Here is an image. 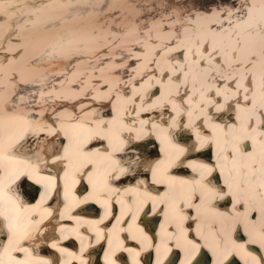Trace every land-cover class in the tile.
<instances>
[{
    "label": "bare ground",
    "instance_id": "6f19581e",
    "mask_svg": "<svg viewBox=\"0 0 264 264\" xmlns=\"http://www.w3.org/2000/svg\"><path fill=\"white\" fill-rule=\"evenodd\" d=\"M161 1L0 0V264H264V0Z\"/></svg>",
    "mask_w": 264,
    "mask_h": 264
},
{
    "label": "rangeland",
    "instance_id": "374dc122",
    "mask_svg": "<svg viewBox=\"0 0 264 264\" xmlns=\"http://www.w3.org/2000/svg\"><path fill=\"white\" fill-rule=\"evenodd\" d=\"M158 1H161V0H158ZM205 1H207V0H192L191 2H190V0H167L166 2H164V1H161L160 3L157 2L155 4L156 8H157L155 11V14H158V18H159L160 23L167 26L169 24V22L175 18V15L180 8H183L184 16L187 17L188 13L191 14L193 12V10L196 7H198L199 4H201ZM153 21H154V19H153ZM197 54H198V52H197ZM61 139H62V136L59 137V141H61ZM51 141L52 140L46 142L47 143V146L45 145V147H47L46 150H44L43 148L37 149L40 153L39 155L51 157L52 155H50L49 153L59 152L58 155L62 156L63 152H61L60 150L63 148V144H62V147L59 148V147H56V145H54V143H51ZM34 149H36V148H34ZM51 149H53V151H51ZM27 186L29 187V185H27ZM29 189L32 191V193H34V191H36V189L33 188L32 186L29 187Z\"/></svg>",
    "mask_w": 264,
    "mask_h": 264
},
{
    "label": "snow or ice",
    "instance_id": "6c2138e0",
    "mask_svg": "<svg viewBox=\"0 0 264 264\" xmlns=\"http://www.w3.org/2000/svg\"><path fill=\"white\" fill-rule=\"evenodd\" d=\"M261 260L264 261V257H262Z\"/></svg>",
    "mask_w": 264,
    "mask_h": 264
}]
</instances>
